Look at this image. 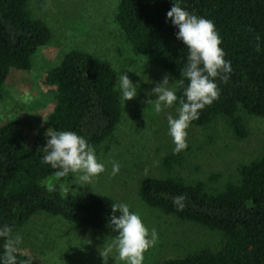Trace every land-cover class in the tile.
Instances as JSON below:
<instances>
[{
  "label": "trees",
  "instance_id": "1",
  "mask_svg": "<svg viewBox=\"0 0 264 264\" xmlns=\"http://www.w3.org/2000/svg\"><path fill=\"white\" fill-rule=\"evenodd\" d=\"M31 0H0V97L12 69L30 70L34 55L47 45L49 27L33 16ZM173 0H120L115 20L135 52L163 65L177 76V95L183 99L188 81L182 75L188 50L176 38L177 29L166 22ZM181 7L211 20L220 36L225 59L232 71L227 80L215 78L219 96L199 110L191 123L203 126L218 117L229 118L235 133L246 135L240 115L264 117V0H179ZM183 81V84H181ZM118 74L108 62L86 51L65 53L44 84L53 94V109L37 129L24 120L0 125V257L13 232L34 214L44 212L89 226L114 238L109 224L110 196L93 194L78 202L64 196L61 184L73 174L57 177L56 169L41 162L49 128L74 131L91 147L109 138L121 122L122 102ZM56 176L49 184L44 180ZM52 185L49 191L48 186ZM142 200L180 219L221 232L220 247L201 248L164 264H264V154L240 168V179L222 189L181 178L146 177ZM183 196L178 208L174 198ZM119 215V213H117ZM17 264H42L16 251Z\"/></svg>",
  "mask_w": 264,
  "mask_h": 264
},
{
  "label": "rangeland",
  "instance_id": "2",
  "mask_svg": "<svg viewBox=\"0 0 264 264\" xmlns=\"http://www.w3.org/2000/svg\"><path fill=\"white\" fill-rule=\"evenodd\" d=\"M120 0H31L33 16L51 30V41L34 55L30 70L12 69L0 97V125L24 120L44 126L53 109V94L44 84L48 72L65 53L80 49L108 62L118 74L126 73L137 95L122 102V119L116 132L94 147L105 170L91 184H76V175L61 184L65 197L86 202L93 194L112 197L139 215L155 244L144 253L143 264H164L201 248L221 246V232L180 219L148 206L140 196L146 177L175 176L187 183L203 182L208 189H222L240 179V168L264 154V117L240 112L246 135L235 133L229 118L218 117L203 126L190 123L187 147L173 154L168 118H176L179 98L160 113L154 111L152 89L168 77L177 95V76L149 57L135 52L115 20ZM118 87V82H117ZM119 90V89H118ZM120 92V91H119ZM121 95V94H120ZM178 97V95H177ZM152 102L147 104L148 100ZM120 170L112 174V164ZM56 176L44 180L55 182ZM68 189L69 192H66ZM21 237L16 251L42 264H123L115 250L105 262L100 250L113 238L89 226L72 224L61 216L34 214L10 239Z\"/></svg>",
  "mask_w": 264,
  "mask_h": 264
},
{
  "label": "clouds",
  "instance_id": "3",
  "mask_svg": "<svg viewBox=\"0 0 264 264\" xmlns=\"http://www.w3.org/2000/svg\"><path fill=\"white\" fill-rule=\"evenodd\" d=\"M169 20L177 29L176 38L182 41L188 50L187 63L182 72L188 81L183 89L184 98L179 101L177 117L169 116L168 118V133L175 145L173 154H178L187 147L186 129L193 120L199 118V110L212 104L219 96L215 78L224 73L222 79L227 80V74L232 71V68L231 62L224 58V50L220 47V36L211 20L189 13L181 7L179 0H173L172 7L167 11L166 22ZM168 84V77L165 76L161 83L152 89L156 97L153 105L156 113H160L164 107L172 106L178 100L176 91L168 87ZM118 89L125 102L137 95V86L126 73H120ZM151 102L152 99L148 100L147 104ZM42 150L43 164L56 169L57 177L75 174L76 184L81 187L90 186L92 178L105 170V165L98 161L95 150L87 139L74 131L49 128ZM119 170L120 164L113 162L112 174L115 175ZM48 188L51 191L52 185ZM65 191L69 192L68 189ZM183 199H185L183 196L176 197L173 203L178 208H182L183 205L180 202ZM111 208L109 224L116 235L110 243L104 244L100 250L101 256L106 262L115 250L119 261L123 264H143V253L156 242L155 230L153 229L149 236V230L141 217L130 211L127 204H114ZM7 234V227L0 229V237ZM20 241L19 236L15 240H8L4 246V255L0 257V264H17L15 245Z\"/></svg>",
  "mask_w": 264,
  "mask_h": 264
}]
</instances>
